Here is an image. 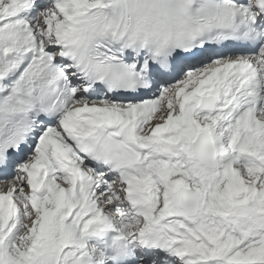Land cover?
Wrapping results in <instances>:
<instances>
[{
  "label": "snow or ice",
  "instance_id": "1",
  "mask_svg": "<svg viewBox=\"0 0 264 264\" xmlns=\"http://www.w3.org/2000/svg\"><path fill=\"white\" fill-rule=\"evenodd\" d=\"M0 264H264V0H0Z\"/></svg>",
  "mask_w": 264,
  "mask_h": 264
}]
</instances>
